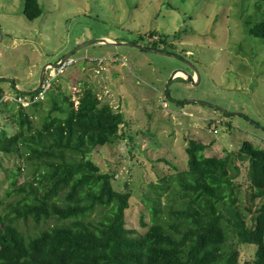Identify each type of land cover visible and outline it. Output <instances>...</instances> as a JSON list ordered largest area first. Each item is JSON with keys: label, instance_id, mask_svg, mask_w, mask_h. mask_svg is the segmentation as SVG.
Wrapping results in <instances>:
<instances>
[{"label": "rangeland", "instance_id": "1", "mask_svg": "<svg viewBox=\"0 0 264 264\" xmlns=\"http://www.w3.org/2000/svg\"><path fill=\"white\" fill-rule=\"evenodd\" d=\"M40 3L44 6L43 14L30 21L23 12L24 0H0V86L6 96L13 88L32 91L38 85L43 66L47 65L49 73L54 71L69 51L95 39L107 37L148 46L161 37L165 43L157 42L160 49L177 56L151 53L133 45L90 44L76 50L69 57L74 63L56 77L49 76L46 84L48 88L50 82H57L76 104L79 94L91 87L101 104H109L114 111L124 114V136L95 149L92 155L104 170L115 171V188L131 191L126 212L128 228L137 234L149 228L154 222L153 209L160 208L155 200H160L159 192L165 196L161 208L166 210L174 187L163 192L155 185H160L162 177L187 169L186 147L191 139L209 146L207 156L233 154L239 167L233 173L235 191L241 197L238 204L255 210L259 200L252 198L249 165L238 153L245 140L264 148V44L249 32L247 23L264 18V3L259 0H40ZM152 31L154 36L150 34ZM177 69L189 73L196 69L200 79L192 83L180 75L169 82ZM23 101V105L29 104L28 100ZM6 123L0 118V124ZM14 130L16 127L11 125L9 131ZM19 162L14 154L0 152L2 201L11 187L12 169ZM16 176L18 183L26 178L17 172ZM252 215L249 213V218ZM238 249L240 263L252 264L257 246L239 244Z\"/></svg>", "mask_w": 264, "mask_h": 264}, {"label": "trees", "instance_id": "2", "mask_svg": "<svg viewBox=\"0 0 264 264\" xmlns=\"http://www.w3.org/2000/svg\"><path fill=\"white\" fill-rule=\"evenodd\" d=\"M23 12L33 21L44 6L24 0ZM247 23L264 44V18ZM159 41L165 43L160 37L147 47L160 49ZM56 83L43 97V88H13L6 96L0 86V118L7 121L0 124V152L20 160L0 198V264H242L239 244L256 245L252 264H264L263 147L245 140L238 153L249 165L252 198L259 200L252 210L238 204L233 154L207 156V144L189 140L187 169L155 185L163 192L174 187L166 210L160 192V200L148 197L160 208L137 234L126 226L131 191L115 188V171L104 170L92 155L124 136V114L101 104L91 87L76 104ZM11 125L16 130L9 131ZM16 172L26 177L23 182Z\"/></svg>", "mask_w": 264, "mask_h": 264}, {"label": "water", "instance_id": "3", "mask_svg": "<svg viewBox=\"0 0 264 264\" xmlns=\"http://www.w3.org/2000/svg\"><path fill=\"white\" fill-rule=\"evenodd\" d=\"M1 38H2V34L0 33V40H1ZM96 43H99V44H115V45H133V46H135L137 48H140V49H143V50H147V51H149L151 53H157V54H162V55H166V56L176 57L177 58V56L175 54L165 52V51H163L161 49L150 48V47H147V46H141V45H138V44H133V43H128V42H121V41L117 42V41H114L112 39H109V38L105 37V38H101V39L91 40V41H88V42L78 46L77 48L69 51L61 59V61L67 60L79 48H82V47L90 45V44H96ZM57 65H59V63H57ZM46 68H47V65L43 66V68L41 69V73H40V76H39L37 87L34 88L32 91H27V92H34L35 93L39 89H41V87L43 85L44 78H45ZM180 72L184 73V75H181V76L185 77L188 81H190L192 83H196V80L200 79L199 72L196 69L194 70V73H189V72H187V71H185L183 69H177V70H175L172 73V75H171V77L169 79V82H171L175 77L180 76V74H181Z\"/></svg>", "mask_w": 264, "mask_h": 264}, {"label": "built area", "instance_id": "4", "mask_svg": "<svg viewBox=\"0 0 264 264\" xmlns=\"http://www.w3.org/2000/svg\"><path fill=\"white\" fill-rule=\"evenodd\" d=\"M72 63H74V60L73 59H71V58H68L67 60H65V61H59V65H57V67H54L55 69H54V71H50V73L47 71V73H46V76H47V80H45V81H43V85H42V87L41 88H43L42 89V92L40 93V95H42L45 91H46V84L49 82V76H53V77H56L57 75H59V74H61L62 72H64V69L66 68V66L67 65H69V64H72ZM48 68H50V67H48ZM53 72H54V75H53ZM45 76V77H46ZM45 82V83H44ZM51 83V82H50ZM49 83V84H50Z\"/></svg>", "mask_w": 264, "mask_h": 264}, {"label": "bare ground", "instance_id": "5", "mask_svg": "<svg viewBox=\"0 0 264 264\" xmlns=\"http://www.w3.org/2000/svg\"><path fill=\"white\" fill-rule=\"evenodd\" d=\"M181 74L180 75H184V73L180 72Z\"/></svg>", "mask_w": 264, "mask_h": 264}, {"label": "flooded vegetation", "instance_id": "6", "mask_svg": "<svg viewBox=\"0 0 264 264\" xmlns=\"http://www.w3.org/2000/svg\"><path fill=\"white\" fill-rule=\"evenodd\" d=\"M46 73H47V68H46L45 76H46Z\"/></svg>", "mask_w": 264, "mask_h": 264}, {"label": "crops", "instance_id": "7", "mask_svg": "<svg viewBox=\"0 0 264 264\" xmlns=\"http://www.w3.org/2000/svg\"><path fill=\"white\" fill-rule=\"evenodd\" d=\"M109 39H111V38H109Z\"/></svg>", "mask_w": 264, "mask_h": 264}]
</instances>
